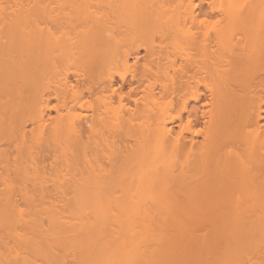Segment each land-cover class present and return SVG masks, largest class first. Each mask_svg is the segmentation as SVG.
Instances as JSON below:
<instances>
[{
  "label": "bare ground",
  "instance_id": "1",
  "mask_svg": "<svg viewBox=\"0 0 264 264\" xmlns=\"http://www.w3.org/2000/svg\"><path fill=\"white\" fill-rule=\"evenodd\" d=\"M58 1L0 0V264L260 262L264 0Z\"/></svg>",
  "mask_w": 264,
  "mask_h": 264
},
{
  "label": "rangeland",
  "instance_id": "2",
  "mask_svg": "<svg viewBox=\"0 0 264 264\" xmlns=\"http://www.w3.org/2000/svg\"><path fill=\"white\" fill-rule=\"evenodd\" d=\"M58 1V0H57ZM62 1V2H61ZM61 1H58L57 3H58V7H57V3L56 4H54V5H52V9H51V11L47 8L46 10H48V12H52L51 14H50V16L48 17L49 18V20H53L54 21V16L56 17L57 15H60V19L62 18V20L63 19H67L66 17L68 16V18L70 17V18H72V16H74V15H78V17H79V15H80V17H83V15H84V17L86 18L87 16H88V13H90V12H93V13H90V15L92 14H94V16L95 17H97V14L99 15L98 17H100L101 15V17L100 18H106L107 17V15H108V17H109V14H111V6H109V5H111L110 3H112L111 1H107V0H104V1H102V0H75V2L74 3H69V2H67V1H64V0H61ZM77 1V2H76ZM81 1V2H80ZM83 1H84V3H83ZM102 3H101V2ZM248 1H250V0H248ZM65 2H67V3H65ZM71 2H72V0H71ZM79 2V3H78ZM85 2H88V3H85ZM106 4H104V3ZM208 2H209V0H208ZM60 3H62V5L60 4ZM79 4V6H80V9L83 11H81V10H79V9H77L76 11L74 10V9H76V8H79L78 6H77V4ZM81 3H82V5H81ZM61 6H60V5ZM86 4V5H85ZM108 4V5H107ZM132 4V3H131ZM202 4H204V10L205 11H207L208 10V4L205 2V1H203L202 2ZM90 5V6H89ZM59 6H60V8H59ZM87 6V7H86ZM101 6V7H100ZM113 6V8H115L114 7V4L112 5ZM173 6H175V4L173 5ZM61 7H63V8H61ZM83 7V8H82ZM102 7H104V9H101ZM111 7V8H110ZM131 7V5L129 4V10L131 9L130 8ZM86 8V9H85ZM88 8V9H87ZM99 8V9H98ZM108 8H109V10L110 11H108ZM133 8V7H132ZM85 9V10H84ZM101 9V10H100ZM120 9H122V8H120ZM125 9H128V8H125ZM136 9H138L137 7L135 8V10ZM174 8L172 7V10H173ZM45 10V11H46ZM86 10H87V12H86ZM90 10H92V11H90ZM96 10V11H95ZM77 11H78V13H77ZM89 11V12H88ZM99 12V13H97V14H95L96 12ZM106 12V14H105V12ZM44 12V11H43ZM43 12L41 11V13L40 12H38V13H40V14H42L43 15ZM80 12V13H79ZM87 14H86V13ZM104 12V13H103ZM112 12H113V10H112ZM129 12H131V10L129 11ZM81 13H82V16H81ZM109 13V14H108ZM39 14V15H40ZM45 15H47V14H45ZM49 15V14H48ZM53 15V19L52 18H50L51 16ZM64 18H63V17ZM111 16V15H110ZM44 18H42V20L43 19H45V20H43V21H46V19L47 18H45V16H43ZM95 17H92V18H95ZM40 18V17H39ZM92 18H90V19H92ZM58 19V18H57ZM59 19V20H60ZM217 19H219V18H216V19H212L211 21L212 22H215ZM51 21H49V22H51ZM48 22V23H49ZM158 36H156V41L157 42H160V41H162V36L161 35H159V33L157 34ZM161 36V37H160ZM239 36H240V34H239ZM238 37V36H237ZM242 37V36H241ZM240 38V37H239ZM139 52H140V57H139V59H140V62L137 64V65H134V63L132 64V67L128 70V78H130L132 75H136V74H139L140 73V71H141V64H142V62H143V57H144V55H145V50L144 49H140L139 50ZM125 96H126V94H127V92H128V90L127 89H125ZM139 95H137L136 96V98H140L141 97V95L143 94V93H141V92H139L138 93ZM126 103H128V106H130V108L131 109H134L135 108V105H134V103L132 102V101H130V100H126ZM57 106V103L56 102H54L53 104H52V108H55ZM54 110V109H53ZM56 111L54 110L53 112H52V115L54 116V115H56V113H55ZM83 114H85L84 112H83ZM84 116V115H83ZM197 128H199V127H197ZM189 217L191 218V219H189ZM189 217H186L185 218V220H182L181 222H183V223H181L180 224V227H183V231H184V229L185 230H187L186 232L189 234V235H191V233H193V230H195L194 228L196 227V225L197 224H195V223H199V222H201V218H200V216H199V221L198 220H196L197 219V217H194V216H189ZM193 218H194V222L192 221L193 220ZM196 221V222H195ZM186 222H189L188 224L186 223ZM189 224H192V225H190L189 226ZM195 224V225H194ZM187 225V226H186ZM186 227H187V229H186ZM194 227V228H193ZM189 228V229H188ZM191 228H192V230H191ZM190 232H189V231ZM186 232L184 231L183 233L184 234H186ZM188 234H186V235H188ZM253 253V252H252ZM251 253H249V255H250ZM253 255V254H252ZM252 255H250V256H248V258L250 259H252V260H250L251 262L255 259L256 260V258H255V256L254 255H256V254H254L253 255V257H252ZM258 256V255H257ZM256 256V257H257ZM261 256H259V257H257V259L259 258V261L260 262H258L257 264H264V257L262 256V259L260 258ZM261 259V260H260ZM254 260V261H255Z\"/></svg>",
  "mask_w": 264,
  "mask_h": 264
}]
</instances>
